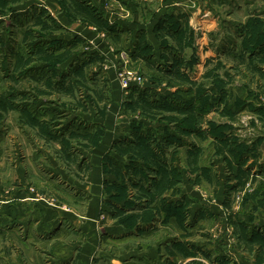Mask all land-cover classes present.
<instances>
[{
	"label": "rangeland",
	"instance_id": "1",
	"mask_svg": "<svg viewBox=\"0 0 264 264\" xmlns=\"http://www.w3.org/2000/svg\"><path fill=\"white\" fill-rule=\"evenodd\" d=\"M11 1L0 0V264L9 260L28 264L20 257L24 245L39 256V264H68L72 260H55L52 250L43 245L49 244L55 230L71 240L72 228L79 226L76 221L53 214V222L34 240L28 238L27 228L48 225L56 207L68 209L58 195L68 194L73 205L71 192L76 190L52 167L66 166L70 174L76 162L86 167L87 157L73 150L70 139L79 130L69 127L77 123V111L90 108L93 88L99 89L104 110L112 103V88L103 72L74 73L60 58L50 60L51 53H65L76 42L70 30L81 27L83 19L80 23L75 18L69 28L59 27L71 36L69 45L61 44L39 31L43 26L37 23L39 9L20 11L21 6ZM103 1L99 9L117 7L127 15L130 10L136 20L115 28L116 43L122 48L115 52L121 62L114 68V78L119 111L130 119L129 135L135 139L133 120L143 122L142 129L152 138L153 168L145 170L141 158L137 164L141 169L125 166L120 178L125 190L120 193L130 190L131 198L121 208L110 202L112 215L116 209L133 212L131 220L124 219L130 221L124 228L136 238L131 241L137 248L129 251L133 255L126 261L264 264V254L255 255L264 246L256 238L250 241L251 232L264 237V0ZM42 10L47 19L48 12ZM166 20L174 30L167 27L168 32H162L158 27L156 33V21ZM85 25L97 29L95 24ZM143 44L149 50L141 55L136 47ZM135 58L139 60L132 62ZM85 60V56L77 60L73 68ZM122 69L136 72L141 81L122 87L117 77ZM138 92L151 102V118H139L140 110L133 114L124 104L129 98L138 100ZM160 98L174 100L185 112L157 109ZM109 157L102 158L105 168L109 166L105 174L112 172ZM33 170L40 179L23 177L22 172L27 176ZM108 184L110 190L112 182ZM132 185L140 186L131 195ZM44 211L45 222L35 215ZM158 225L161 235H156ZM147 229L152 235L141 240ZM150 242L158 251L147 249Z\"/></svg>",
	"mask_w": 264,
	"mask_h": 264
},
{
	"label": "crops",
	"instance_id": "2",
	"mask_svg": "<svg viewBox=\"0 0 264 264\" xmlns=\"http://www.w3.org/2000/svg\"><path fill=\"white\" fill-rule=\"evenodd\" d=\"M104 2L105 1L103 0H91V4L95 5L97 8H101ZM14 4H16L17 7L21 6L20 11L28 10L29 12H32L31 10L39 9V11H41L42 9H45L49 16L64 28H69V25L73 24L72 20H69L65 16V13L62 12L60 4L56 0H16ZM67 6L71 7V3H67ZM104 9L99 10L102 11L104 16L103 18L108 21V24L115 25L113 23H117V25L119 24L120 26H130L136 22V20L133 19V14L130 15V10L129 16L127 15L128 12H124L122 9L117 7ZM122 11L123 13H121ZM76 19H78L77 22H82L81 18L76 17ZM74 20L75 18L73 21ZM47 23L49 25V20ZM85 24L87 23H81L80 25L83 27L76 26V30H73L75 27L70 30L73 31V37L80 36L83 39L82 44H78L76 45L77 47L72 49L71 52H74L75 54H72L71 58L76 57V55L83 54L86 56L91 54L97 55V58L95 59L94 57L86 58L87 63L82 64L80 69L81 71L88 69V71L91 72V75H96L99 72L105 73V80L106 82L109 81L108 84L112 88V93H110L112 103L108 104L106 106L107 109L104 110L103 100L99 94V89L93 88L91 92L95 93L90 99V108L85 111H77V114L74 115V117H77L78 121L76 124H72L69 128L78 129L79 133L76 136L72 135L70 139L74 147L73 150L75 149L74 151L87 157L86 167H84L82 163L76 162L71 168V174L70 172H67L68 169H66V166L60 167L56 165L52 167L53 172L60 173V177L65 179L73 190H76L71 192V203L73 205L69 204L70 200L68 194L66 196H59L57 194L59 202L61 201L64 204H67L69 206L67 207L68 209L65 210L60 207H56L58 212H51L52 215L48 225L41 227L33 225L32 227L27 228V230H29L28 238H32L34 240L40 229L48 227L53 222V214L67 215L69 219L76 221V224L79 225L72 228V230H75V232H72L75 237L71 240L68 238L65 240L61 238L63 233L55 230L54 233H52L53 237L51 236L48 241L49 244L43 245L52 250L55 260L65 258L63 261H67V258H69L68 261H72L68 264H95L93 261V258L95 257V260L96 258L102 260L101 262H103V264H135L133 262L135 259L132 261H126V259L133 255L130 254V252L134 253L135 248H137V245L131 241L136 238L132 237L133 234L130 230L124 228V226L130 222L124 219L130 216L133 212L125 210L119 211V209H116L112 215L110 202H113L114 206L121 208L122 205L128 201V198H131L130 190H128L129 192H124V195L120 193L125 190V187H123L124 185L120 180V178H122L121 172L123 170L125 172V166L130 167L131 169L133 168L136 171L137 169H141L140 167H137V164L139 163V158L143 156V162H145V165H142L143 162L141 165L145 168V170H151L153 168L151 166L152 157L150 154L146 153L148 152L147 149L146 152L138 151V146L134 144L133 137L129 135L128 125L130 119L126 116V114L119 111V91H116L118 90V85L115 83L114 68L121 62L119 59L120 56L115 52L119 51L122 46L120 47V45L116 43L117 38L113 37V34L112 36L110 34L108 37V34H103V31H98L97 29L94 30V28L90 29L88 25ZM39 25H41V23L38 24V26ZM39 31L47 33L49 38L53 40H68L71 37H67L65 33L52 29L45 31L41 29ZM83 44L86 45V47H84ZM138 60L139 58H135L132 62ZM124 61H127V59ZM138 65L144 66L143 63H138ZM105 80H103L104 84H106ZM104 84H101V86L99 85V88L102 89ZM114 99H118L119 103L116 101L114 105L111 106ZM133 114H136V111H134ZM138 117L141 118L140 115H138ZM132 121L133 120L130 122ZM80 123L82 125L80 126L81 128L78 126ZM91 133L99 134L92 135ZM126 142L129 144L128 148L125 147ZM104 155L111 156L109 157V160L113 161L112 172L108 174H105L104 171V169H109V166L105 168L106 162L102 159ZM126 159L128 161H126ZM33 172V176L31 174L26 176L24 172H22V175L26 179H28L29 176L33 179H40V176L35 172V170H33ZM145 180L146 179H142L144 187L147 184ZM19 181L22 184L20 179ZM108 182H112V188L110 190L109 188H106V185H109ZM130 182H134V179L130 180ZM137 186L140 185L130 186L131 195L136 194ZM23 190L26 189L24 188ZM182 191H185L184 186L182 187ZM17 200H19V202H25L20 201L21 198L19 197H17ZM44 214L45 211L43 214L35 213L37 216L40 215L45 222ZM126 214L127 216H125ZM34 217L37 218L36 216ZM100 219L102 220L98 221ZM160 231L162 230H160L159 225L156 226V233H159L156 235H161L162 232ZM149 235H152L151 230H144V235L140 236V239L143 240L144 237H148ZM105 247H109L111 251L106 250ZM147 249L150 252L158 251L157 246H155L152 242L147 244ZM21 250H24L25 253L21 251L22 253L20 257L23 256L27 258L26 260L28 264H39L38 262L40 261V258L32 252L33 249L24 245ZM255 255L256 257L258 255L260 257L263 254L261 252L260 254L256 253ZM159 262L160 264H163L164 259L162 258ZM253 263L257 264L255 262ZM8 264L16 263L9 260ZM17 264L22 263L18 262Z\"/></svg>",
	"mask_w": 264,
	"mask_h": 264
},
{
	"label": "trees",
	"instance_id": "3",
	"mask_svg": "<svg viewBox=\"0 0 264 264\" xmlns=\"http://www.w3.org/2000/svg\"><path fill=\"white\" fill-rule=\"evenodd\" d=\"M60 6H61V9H62V12L65 13V16L69 19V20H73L74 18L76 17H79L81 18L82 21H84V23H87V24H95L96 27H97V30L98 31H102V30H106L107 33L109 30H111V36L113 34V37H115V34L116 33V29L117 27H119L120 25L117 23L115 25H110L108 24L107 20H105L103 17V14H102V11L99 10V8H97L95 5L91 4V3H85L86 1L85 0H71L73 1V3H71V7H68L67 6V3H70V2H67L66 0H56ZM11 2H16V0L14 1H11ZM33 13V12H32ZM38 17L37 19V23L38 24H42V30H49V29H52V30H57L59 29V27H61V25L55 21L54 19H52L50 16L47 17V19H45V15L43 13V10H41V13L39 15H36ZM43 19V20H42ZM48 20H49V25H48ZM156 23H158L159 25L156 24V28H155V31L156 33H158V30L157 28L159 27V30H161L162 32L163 31H167V27L169 29H172L174 30L173 28L169 27L168 26V21H156ZM263 32H264V28H262ZM176 32V31H175ZM110 35V34H109ZM79 37V38H78ZM158 37L161 38V36L159 35ZM264 37V36H263ZM79 39V40H78ZM56 40V39H54ZM75 40L76 42L74 44H71L70 48H68L66 50V52H53L51 53L49 56L50 57V60L51 57H55V58H60L61 61H65V63L67 65H69L68 67L69 68H72L73 69V72L74 73H81V65L82 64H86V60L85 62H82L80 61L76 66L75 68H73V63H76L77 60H81L84 56L86 58L88 57H91L94 59L97 58V55L96 54H91V55H76V57H72L71 58V55L72 54H75L74 52H71L72 49H74L75 47H77L76 45L78 44H82L83 43V39L80 37V36H75L72 38V41ZM56 42L58 43H63V42H66V44L70 43L71 41L68 40H61V39H57ZM69 45V44H68ZM84 45V44H83ZM162 45L163 42H162ZM64 46V45H63ZM143 46H145V44H143L142 46L139 47V45H137L136 49H139L138 52L139 54L142 55V53L146 50L148 51L149 50V47L146 46V48H144ZM65 47V46H64ZM67 48V47H65ZM71 52V53H70ZM48 57V56H47ZM70 57V58H69ZM46 59V56L45 58ZM54 59V58H53ZM64 63V62H63ZM135 91V90H134ZM198 92V91H197ZM139 93V99L136 100V99H132V98H129V99H126L124 101V104L126 105V107L128 109H130L131 111H137V110H140L141 111V114H142V117L141 118H145V116H149L148 118H151L152 115H151V102H149L148 104V100L145 98V94L143 92H138ZM186 102H190L191 100H185ZM184 102L183 105H189L188 103ZM192 102V101H191ZM158 108L157 109H161V110H164V111H168V110H172V109H177L179 110V106L181 104H178L176 102H174V100H171L170 98H160L158 99V101L156 102ZM195 104L193 103V106ZM199 110V107L200 106H196ZM144 109V112H142V109ZM179 111H182V112H185L184 109H181ZM178 111V112H179ZM146 112H148L149 114H146ZM141 124H136L134 121H132V127H131V130L133 131L134 135H135V139L133 140L134 141V144L137 145L139 148H142V146H144V148H148L150 149V156L152 157V138H151V134L149 133H146V131H144L142 128L144 123L143 122H140ZM143 124V125H142ZM142 159H144V157L142 156L141 157ZM109 160V158H107ZM142 165H145V162H143ZM142 167V166H141ZM135 217V216H134ZM133 217L130 216V218L128 219H132ZM126 221H129V220H126ZM259 232H251L252 234V238L250 241H254L255 238L257 241H259V243L264 246V237L263 236H260L258 234ZM262 254H264V250H262Z\"/></svg>",
	"mask_w": 264,
	"mask_h": 264
},
{
	"label": "built area",
	"instance_id": "4",
	"mask_svg": "<svg viewBox=\"0 0 264 264\" xmlns=\"http://www.w3.org/2000/svg\"><path fill=\"white\" fill-rule=\"evenodd\" d=\"M117 77L122 87H128L133 82H140L142 79L141 76L138 75L136 72L126 69L118 71Z\"/></svg>",
	"mask_w": 264,
	"mask_h": 264
}]
</instances>
